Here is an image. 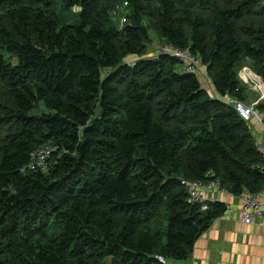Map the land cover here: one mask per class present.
Segmentation results:
<instances>
[{"label":"trees","instance_id":"trees-1","mask_svg":"<svg viewBox=\"0 0 264 264\" xmlns=\"http://www.w3.org/2000/svg\"><path fill=\"white\" fill-rule=\"evenodd\" d=\"M150 29L198 55L216 92L174 55L142 58ZM243 57L264 80V0H0V264L189 258L227 205L202 210L183 179L264 190V155L229 100L248 97Z\"/></svg>","mask_w":264,"mask_h":264},{"label":"crops","instance_id":"crops-1","mask_svg":"<svg viewBox=\"0 0 264 264\" xmlns=\"http://www.w3.org/2000/svg\"><path fill=\"white\" fill-rule=\"evenodd\" d=\"M215 93L212 80L204 85ZM256 140L264 147V131L260 121L253 118L249 122ZM245 194L233 195L211 191L209 196L216 202L231 206L233 212L216 218L210 227L197 239L192 255L169 264H264V227L246 224L241 220L240 209ZM264 203V193L262 196Z\"/></svg>","mask_w":264,"mask_h":264},{"label":"built area","instance_id":"built-area-1","mask_svg":"<svg viewBox=\"0 0 264 264\" xmlns=\"http://www.w3.org/2000/svg\"><path fill=\"white\" fill-rule=\"evenodd\" d=\"M128 6L127 1L120 3V9L122 13L119 14L121 23L127 21L126 7ZM161 53H169L178 57L182 62L185 72L198 74V68L201 64V59L198 55L193 54L190 50L174 46L169 43H164L157 50ZM264 99V93L260 95L258 99L253 102V105H246L245 102L229 97V100L236 105L240 112V115L246 121L256 117L263 125L264 128V113L258 108V104ZM260 146V145H259ZM49 149V148H48ZM264 154V149L260 146L259 148ZM50 151V149H49ZM36 157L37 164L40 165L45 162L46 152L45 150H39L34 155ZM182 184L186 187L188 192V199L192 203H198L201 205L202 210H208L209 204L216 202L215 199L209 196L212 190L219 193H228V189L222 184L220 179L211 180H196V179H183ZM210 190V191H209ZM264 190L258 193H246L244 197L243 205L240 209L241 220L246 224H258L264 227V203L262 201ZM233 208L227 206V210L223 215H230L233 212ZM160 260L164 261L162 257Z\"/></svg>","mask_w":264,"mask_h":264},{"label":"rangeland","instance_id":"rangeland-1","mask_svg":"<svg viewBox=\"0 0 264 264\" xmlns=\"http://www.w3.org/2000/svg\"><path fill=\"white\" fill-rule=\"evenodd\" d=\"M104 3H106V2H104ZM150 5H151L150 11L153 13L152 18H156L157 6L155 3H152ZM78 10H79L78 8H75L73 10H71V9L65 10V9H62L60 6H58L56 9L57 13L61 16V18L65 21H69V22H76L77 21ZM109 11L112 13L116 24L118 26H121L122 23H121V19L119 17V14L122 13V11L120 9V1H118L115 4L110 5ZM146 23L147 24L150 23V18H147ZM164 43H167V42H165L164 39L156 31H154L153 29H150L149 38L146 42V52L144 53L142 58H149V57H154V56H158V55L162 54L161 52H157V50ZM137 58L138 57H136V56H129V58L127 60H128V62L133 63ZM182 66H183V64H182ZM197 75L199 76L200 80L202 81V83L204 85L205 84L208 85V80L209 81L212 80L210 72L208 71L207 67L202 64V62L198 68V74ZM238 77L240 78L241 85L243 87H245L247 92H248V97H247V100L245 101V104L246 105H253V102L256 99H258L262 93H264V80L261 76V73L257 70L255 61L252 58H250V57H243L242 58V60L239 63ZM262 102H264V99H262ZM251 120H249L248 122H250ZM261 125H262V123H261ZM262 127H263V125H262ZM263 131H264V128H263ZM259 145L264 149V147L256 140V146L258 147V149L260 148ZM259 151L261 152L260 149H259ZM212 191H214V190H212Z\"/></svg>","mask_w":264,"mask_h":264}]
</instances>
